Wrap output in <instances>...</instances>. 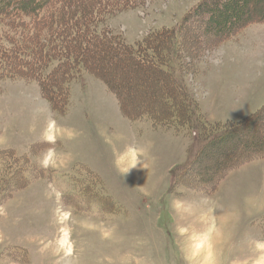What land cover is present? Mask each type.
<instances>
[{
  "label": "rangeland",
  "instance_id": "obj_1",
  "mask_svg": "<svg viewBox=\"0 0 264 264\" xmlns=\"http://www.w3.org/2000/svg\"><path fill=\"white\" fill-rule=\"evenodd\" d=\"M204 1L137 0L108 8L101 25L134 51L185 25L182 79L202 120L233 127L258 114L209 142L182 179L191 133L154 125L144 111L129 119L84 64L55 96L0 67V151L20 158L12 172L21 175L5 191L11 171L0 161V264H264V158L205 184L247 145L264 146V22L213 37L194 17ZM151 81L132 82L133 101L141 86L157 87ZM129 145L144 150L147 169L125 177L115 161ZM49 150L54 163L43 167Z\"/></svg>",
  "mask_w": 264,
  "mask_h": 264
},
{
  "label": "trees",
  "instance_id": "obj_2",
  "mask_svg": "<svg viewBox=\"0 0 264 264\" xmlns=\"http://www.w3.org/2000/svg\"><path fill=\"white\" fill-rule=\"evenodd\" d=\"M136 1L0 0V64L5 62L0 67L11 75H24L38 80L45 92L47 90L55 96L64 92L63 84H68L73 69L84 64L86 70L94 71L93 74L115 93L121 110L129 119L140 115L139 111H144L154 125L191 133L193 143L188 151V160L178 171L180 177H175L182 179L181 176L185 177L193 169L201 153L211 146L212 141L217 138L224 140L229 133L247 127L258 114L245 118L233 127L210 125L202 120L199 106L182 79L184 62L176 38H181L185 25L172 29L168 35L158 34L155 37L157 40L151 39L154 46L150 44L135 51L122 43L121 38L101 29L103 14L109 13L108 8L125 7ZM208 1L211 0L202 2L194 13V17L198 16L205 22V34L212 33L213 37L227 39L245 26L264 22V0ZM51 62H57V65L52 68ZM117 66L119 69L126 67L121 70L124 76L115 75ZM150 76L151 83L154 82L157 87L150 88L147 85L146 89L141 86V97L133 101L134 96L130 93V87L134 86L132 82L135 81L139 88L138 85H142ZM137 78H140L139 84H136ZM250 147L247 145L245 148L247 156L236 159L222 169L217 167L211 182L203 183L211 189L228 172L264 158L263 143L261 146L255 145L257 150L249 153ZM233 153L230 151L229 156ZM19 160L12 150L0 151L4 173L9 174L11 171L6 179L9 182L3 183L5 191H15L20 187L14 178L21 175L12 172Z\"/></svg>",
  "mask_w": 264,
  "mask_h": 264
},
{
  "label": "clouds",
  "instance_id": "obj_3",
  "mask_svg": "<svg viewBox=\"0 0 264 264\" xmlns=\"http://www.w3.org/2000/svg\"><path fill=\"white\" fill-rule=\"evenodd\" d=\"M144 150L133 145H129L123 153L118 154L116 158V166L118 170L126 177L132 169H137L138 166L142 169H147V164L141 159ZM42 166L48 167L54 163V158L49 150V154L42 160Z\"/></svg>",
  "mask_w": 264,
  "mask_h": 264
}]
</instances>
